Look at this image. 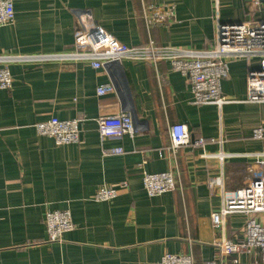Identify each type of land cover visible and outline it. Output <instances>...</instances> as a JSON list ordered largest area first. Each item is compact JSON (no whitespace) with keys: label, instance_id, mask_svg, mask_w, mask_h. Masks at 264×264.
Instances as JSON below:
<instances>
[{"label":"crops","instance_id":"crops-1","mask_svg":"<svg viewBox=\"0 0 264 264\" xmlns=\"http://www.w3.org/2000/svg\"><path fill=\"white\" fill-rule=\"evenodd\" d=\"M15 21L0 28L1 65L13 76L0 90V264H160L168 252L213 259L222 237L238 240L241 212L215 226L225 198L248 184L264 157L253 128L264 103L248 102L247 75L257 61L233 60L222 81L223 105L195 104L188 78L169 61L122 60L95 68L90 61L31 58L72 53L82 20H93L126 45L209 50L218 22L264 19V0H11ZM174 5L175 18L146 26L144 6ZM114 91L98 95L101 85ZM131 112L134 133L100 136V116ZM57 117L81 122L78 143L58 145L36 124ZM185 123L192 141L173 154L169 126ZM214 140V141H213ZM122 148V153H115ZM171 170L176 190L150 196L146 173ZM220 179V183H216ZM127 182V187L122 183ZM119 195L94 201L100 187ZM69 209L75 229L50 241L45 215ZM264 220L263 215L257 216ZM261 261L259 251L238 254Z\"/></svg>","mask_w":264,"mask_h":264},{"label":"built area","instance_id":"built-area-1","mask_svg":"<svg viewBox=\"0 0 264 264\" xmlns=\"http://www.w3.org/2000/svg\"><path fill=\"white\" fill-rule=\"evenodd\" d=\"M256 5H262L260 0H252ZM144 15L146 26L154 23L162 24L175 18L174 5H145ZM15 6L11 0H0V28L15 21ZM82 26L75 34L74 51L58 55H40L31 58H66L72 60L90 61L95 68L111 65L122 60L150 61L154 65L166 60L171 67L185 75L192 87L195 104L223 105L229 100L222 95V81L228 77L233 60L257 61V66L251 65L248 75V102L264 103V19L244 22H218L216 40L209 50L176 49L168 46L159 47L153 40L142 46L126 45L112 33H108L93 18L82 20ZM15 57L0 56V90L11 89L13 76L7 66L1 64ZM111 85H101L98 95L114 91ZM100 136L103 139L121 138L134 133V120L131 112H121L112 116H100ZM81 120L58 119L52 117L36 124L40 135L53 137L58 145L74 144L81 141ZM171 137L170 150L175 154L185 145L203 146L207 140L200 138L192 141L188 126L185 123L173 124L169 128ZM255 139L264 140V123L253 128ZM214 141V140H213ZM115 153H122V148H115ZM259 167L254 171L252 180L239 188L234 197L225 198L220 213L212 217L215 226H220L226 216L241 212L253 216L248 219L242 236L238 240L222 237L217 243V252L213 259L197 263L191 253H165L160 264H240L238 254L243 251H259L261 261L256 259L252 264H264V157L257 161ZM143 188L150 196L162 195L176 190L179 184L177 175L171 170L146 173L142 179ZM220 179L216 183H220ZM128 183L123 182L122 187ZM119 195L114 187L97 189L94 201H111ZM48 239L62 241L66 232L75 229L72 212L69 209L49 210L45 215Z\"/></svg>","mask_w":264,"mask_h":264}]
</instances>
